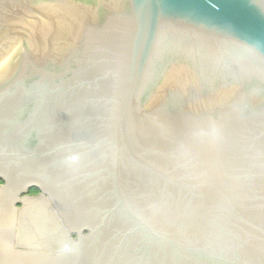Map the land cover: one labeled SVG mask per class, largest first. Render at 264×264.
Returning a JSON list of instances; mask_svg holds the SVG:
<instances>
[{
  "label": "water",
  "instance_id": "obj_1",
  "mask_svg": "<svg viewBox=\"0 0 264 264\" xmlns=\"http://www.w3.org/2000/svg\"><path fill=\"white\" fill-rule=\"evenodd\" d=\"M0 179V264H264V0H0Z\"/></svg>",
  "mask_w": 264,
  "mask_h": 264
},
{
  "label": "rangeland",
  "instance_id": "obj_2",
  "mask_svg": "<svg viewBox=\"0 0 264 264\" xmlns=\"http://www.w3.org/2000/svg\"><path fill=\"white\" fill-rule=\"evenodd\" d=\"M0 185H3V181L0 182ZM40 193H35V194H29V193H26L25 196H38ZM23 203L21 202H18V203H15L14 206L17 208V209H20L22 207Z\"/></svg>",
  "mask_w": 264,
  "mask_h": 264
},
{
  "label": "trees",
  "instance_id": "obj_3",
  "mask_svg": "<svg viewBox=\"0 0 264 264\" xmlns=\"http://www.w3.org/2000/svg\"><path fill=\"white\" fill-rule=\"evenodd\" d=\"M0 182H2L1 179H0ZM38 192H39V190L36 187H30L29 190H28L29 194H35V193H38Z\"/></svg>",
  "mask_w": 264,
  "mask_h": 264
},
{
  "label": "flooded vegetation",
  "instance_id": "obj_4",
  "mask_svg": "<svg viewBox=\"0 0 264 264\" xmlns=\"http://www.w3.org/2000/svg\"><path fill=\"white\" fill-rule=\"evenodd\" d=\"M3 181V180H2Z\"/></svg>",
  "mask_w": 264,
  "mask_h": 264
}]
</instances>
